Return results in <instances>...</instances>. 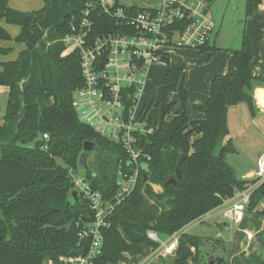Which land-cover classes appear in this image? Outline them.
I'll list each match as a JSON object with an SVG mask.
<instances>
[{
	"label": "trees",
	"instance_id": "1",
	"mask_svg": "<svg viewBox=\"0 0 264 264\" xmlns=\"http://www.w3.org/2000/svg\"><path fill=\"white\" fill-rule=\"evenodd\" d=\"M78 1L82 7L93 0ZM50 2L43 0L39 9L24 12L11 8L7 0H0V21L18 25L20 31L13 39L25 45L18 57L3 62L0 70V85L8 88L2 125L16 122L17 141L0 144V264H43L60 255L82 253L89 238H80L78 233L93 213L79 193L76 198L72 196L74 184L69 171L82 169L92 188L109 200L118 191L119 165L124 172H130L129 156L122 146L81 122L71 105L73 91L83 84V78L78 53H65L63 38L71 25L79 22L81 9L66 14L54 27L49 44L37 55L39 75L30 77L21 93L18 90L21 58L41 40L39 20ZM259 3L260 0H245V16ZM92 15L93 35L104 30L118 31L114 22L97 9ZM8 39L11 36L0 24V40ZM207 49L216 48L204 45L199 51ZM8 51L0 46V54ZM229 52L232 70L213 75L207 98L199 107L203 118L198 120H191L187 114L188 90L184 85L183 67H170L168 55L161 56L166 67L161 120L152 132L137 135L136 144L141 151L140 160L148 163L149 170L144 179V171L139 168L132 191L109 217L110 224L103 229L102 252L94 264H115L123 252L142 253L156 248L158 242L147 237L148 230L159 236L180 231L171 261L161 259L149 264L204 263L199 251L201 238L181 231L182 228L256 181L237 178L225 160L227 152L236 151L228 137L227 110L244 102L252 113L253 86L263 79L252 73L251 40L246 34L239 48ZM173 93L175 100L170 99ZM42 94L52 97L53 103L39 109L37 99ZM20 96L23 114L16 121ZM175 103L179 107L173 118L164 120ZM44 133L47 138H43ZM37 139L41 142L35 149L33 143ZM84 141L107 151L95 165V171L91 170L87 158L86 168L79 164ZM89 152L85 153L86 157ZM181 154L184 159L179 163ZM177 170L180 176L175 184L165 183L169 175L176 178ZM151 184L161 185L162 191L155 192ZM261 201L264 202V180L251 193L247 210L262 214L258 210ZM260 264H264V259Z\"/></svg>",
	"mask_w": 264,
	"mask_h": 264
},
{
	"label": "built area",
	"instance_id": "2",
	"mask_svg": "<svg viewBox=\"0 0 264 264\" xmlns=\"http://www.w3.org/2000/svg\"><path fill=\"white\" fill-rule=\"evenodd\" d=\"M77 24H72L63 42L65 53L76 51L79 56L83 84L73 91L71 105L78 119L109 140L119 143L129 156L130 172L119 165L118 191L112 200L105 199L94 190L82 174L69 171L74 190L89 203L92 219L78 233L89 242L82 253L60 255L47 259L43 264H94L101 254L103 229L116 207L132 191L139 172L141 151L136 146L137 135L150 133L144 107H139L140 96L154 64L165 65L161 58L171 48L199 50L209 45L215 23L209 12L207 0H159L157 6H126L118 0H93L81 8ZM94 9L109 17L118 31L92 34ZM148 126V127H147ZM43 134V138H47ZM256 181L224 198L215 208L191 222H204L219 215L225 222H242L250 195L264 180V153L256 162ZM190 222V223H191ZM182 231V230H181ZM246 238L253 234L246 230ZM180 231L162 239L155 231L148 230L147 237L158 242L150 248L139 264L160 261L175 253ZM194 251V246L190 247Z\"/></svg>",
	"mask_w": 264,
	"mask_h": 264
},
{
	"label": "crops",
	"instance_id": "3",
	"mask_svg": "<svg viewBox=\"0 0 264 264\" xmlns=\"http://www.w3.org/2000/svg\"><path fill=\"white\" fill-rule=\"evenodd\" d=\"M214 1L215 0L209 3V12L215 23V30L210 39V43L208 46H214L216 49L215 50L207 49L206 53L200 56L202 58L204 66H203L202 73L199 76L200 77L199 81L191 80L189 76L188 67H187V70H185V67H183L184 85L188 90L187 114L191 120H198V119L203 118V113L199 110V107L204 104L207 98V90L210 86L209 83H210L211 78L215 74L228 73L232 70L231 56H230L229 50L236 49L237 47H239L241 44V39H242L243 34H246L251 40L252 58L250 62V67H251L252 73L254 75L260 76L263 79V82H255L253 86V90H252L253 111L251 113L252 116L250 118V122L253 125H259L264 130V99H263L264 94L257 95L258 90H261L264 93V0H260V3L256 6L254 11L248 16H245L243 13L244 7H245V0H216L215 5H212ZM123 2H122V5L138 6L134 2L130 4H126L125 2L124 3ZM142 2H143V5L138 6V7L157 6L159 3V0H142ZM7 4L13 9L28 12V11L37 10L40 7H42L43 0H7ZM80 8H81V3L78 0H52L51 1L49 9L47 10V12H45L42 19L39 20V27L42 32L43 41H41L39 44L38 43L36 44L38 45L37 49H35L36 47L35 45V47L31 51L27 52L24 55V57L21 59L20 67L17 72V84H18V90L20 93L22 92L27 80L30 77L39 75L37 55L38 53L45 50L46 46L49 44L50 33L52 32L54 27L57 24L62 22L63 17L66 14L79 11ZM54 9H56V11L52 13ZM50 14L52 15L49 18ZM227 18L228 20H231L233 18L237 22L239 21L243 22L240 38L238 39L236 37L234 38L233 35H231L230 37H227L226 34H224L223 28H224V23L226 22ZM0 24L11 36V39L0 40V46L3 48L9 49L7 53L0 54V70H1V64L3 62L15 60L19 52L25 49V45L24 43L16 42L13 39L20 31V27L18 25L7 23L5 20H1ZM185 50H188V48L169 49L167 51L169 64L172 65L173 58L171 54H175L176 51H183V54H185L187 52ZM191 50H193V53H196L198 51L195 49H191ZM172 67H182V66L172 65ZM194 85H198L197 86L198 88H193ZM7 93H8V88L6 86L0 85V97L2 100H4L5 103L7 101ZM40 100H43L45 104L47 105L39 106ZM52 103H53L52 97L47 96L45 94H42L37 99V104H38L39 109L49 107L50 105H52ZM175 106H176L175 109L172 108L171 111L175 112L179 107V103H176ZM229 109L230 107L227 110L228 128H229V119H228ZM174 112L167 119H165L167 115L164 116V120L170 121L174 116ZM2 117H0V123H1L0 126L2 127L0 136H3L6 130H8L7 141L9 142L8 138L11 139V138H14L15 136L16 122L8 123L7 125L3 126ZM19 118H17L16 121ZM159 122L160 121L158 120L156 124L153 125L151 118H149L146 124L153 127V126L158 125ZM228 137H229V134H228ZM8 142L2 143V144H10ZM262 153H264V151H261L258 153L256 162H257L258 157ZM256 170L257 168H254V167L247 168L244 172L241 173V176L239 179H251L255 177ZM151 187L153 188L155 192L162 191V187L159 184H151ZM155 187H159L160 190L157 191ZM218 216L217 214L212 216L214 217L213 222H211L212 224L216 225V222L220 223L224 221ZM212 217H210L209 219H211ZM192 223L193 222L188 223L186 226H184L182 228V231L186 232L187 227L190 226ZM224 223L225 222H223L222 224L224 225ZM160 237L162 238L163 236H160ZM164 238H166V236H164ZM149 249L150 248L144 250L140 254H136L132 252H123L122 255L123 256L142 255L143 257ZM142 257L139 263L142 261ZM121 261L125 262L120 257L119 262ZM126 262H128V264L131 263L129 261H126Z\"/></svg>",
	"mask_w": 264,
	"mask_h": 264
},
{
	"label": "rangeland",
	"instance_id": "4",
	"mask_svg": "<svg viewBox=\"0 0 264 264\" xmlns=\"http://www.w3.org/2000/svg\"><path fill=\"white\" fill-rule=\"evenodd\" d=\"M118 1L121 4L124 1L126 4H130L134 2L138 6L143 5L142 0H118ZM215 2L216 0L214 1V3H212V5H215ZM48 9L49 7L47 8V10ZM47 10L45 12H47ZM55 11L56 9H54L52 13H54ZM243 13H245V11ZM51 15L52 14H50L49 18L51 17ZM242 24L243 22L241 21L237 22L233 18L231 20H228L227 18L223 28L224 34H226L227 37L233 35L234 38L235 37L237 39L240 38ZM41 41H43V38L38 42V44ZM37 46L38 45H36V47L34 46L35 49H37ZM185 51H187L185 54H183V51H176L175 54H171L173 58L172 65L173 66L179 65L185 67V70H187L188 67L189 76L191 80L199 81L200 78L199 76L201 75L204 66L202 58L200 56L202 54H205L206 50L203 52H200L198 50L197 52L199 54L195 50L194 51L196 53H193V50L191 49ZM154 65L151 66L149 69V76L145 84V87H143L144 90L140 96L141 99L139 102V107L140 108L144 107L145 109L146 120L151 118L153 125H155L158 120L160 121L162 116L161 93L163 86V76L166 69L165 65H158V64H154ZM172 65L169 64L170 67H172ZM197 86L198 85H194L193 88H198ZM260 94H264V93L263 91L258 90L257 95ZM170 99L175 100L176 95L172 94ZM17 102L19 106V114L17 118H19L23 112V102L21 96L19 97ZM46 105L47 104H45L43 100H40L39 106H46ZM175 105L172 107L173 109H175L176 107ZM5 107H6V103L0 97V117H2V115L5 113ZM173 112L174 111H171L170 113L167 114V116L165 115L166 116L165 119L170 117V115ZM251 116H252L251 110L244 102L231 106L228 113V119H229L228 129L230 132L229 137H231L232 139L231 141L236 151L227 152L225 155V160L232 167L233 173L237 178H240L241 173L244 172L247 168H253V167L257 168L256 166L257 155L259 152L264 151V130L259 125H253L250 122ZM1 128L2 127L0 126V132H1ZM7 136H8V130H6L3 136H0V144L8 142ZM8 140H9L8 143L10 144L17 143L15 136L14 138L11 139L8 138ZM106 153H107L106 150H102L99 148L97 149L96 146L93 147V150H91L86 157L91 167V170L93 171L96 170L95 165H97L100 162V160H102L105 157ZM58 162L61 161L58 160ZM76 173L82 175L84 174L82 169H79ZM119 178L120 175H117V180ZM155 189L157 191L160 190L159 187H155ZM263 206H264V202L261 201L260 205L258 206V210L261 211V208ZM213 218L214 217H212L211 219H207L204 222H199V223L193 222L190 226L187 227V231H186L188 233L197 235L201 238L199 251L203 256L204 262H206L208 256L212 255L214 257L215 262L217 261L216 260L217 258H222L223 264H260V262L264 259V215L246 210L245 217L242 220V222L236 224L232 221H227V222L223 221L225 222L224 225L222 224L223 222L220 223L216 222V225L212 224L211 222H213ZM246 230L250 231L253 234L252 239L248 240L246 238V234H245ZM162 239H165L164 236L162 237ZM136 254H140V253H136ZM173 256L174 254L163 257L161 259L165 261H171ZM141 257L142 255L123 256L121 254V258L125 262L126 261L131 262L129 264H139ZM125 262L118 261L115 264H128V262L126 263Z\"/></svg>",
	"mask_w": 264,
	"mask_h": 264
},
{
	"label": "water",
	"instance_id": "5",
	"mask_svg": "<svg viewBox=\"0 0 264 264\" xmlns=\"http://www.w3.org/2000/svg\"><path fill=\"white\" fill-rule=\"evenodd\" d=\"M40 142H41L40 139L35 140L34 143H33V147L35 149H38ZM92 148H93V142H91V141H84L83 142V151H82V153L79 156V164L81 166L85 167V168L87 167L85 153L91 151ZM183 159H184V154H181L178 162L180 163ZM139 166L144 171L143 178L146 179V173L149 170L148 169V163L143 161V162H140ZM179 176H180V174H179V171L177 170L176 171V178H174L173 176L169 175V176L166 177L165 183H173V184H175L176 179H178ZM71 194H72V196L74 198L77 197V191L76 190H73ZM53 210L56 211V209H53ZM261 213L264 214V206H263V209L261 210ZM222 260H223L222 258H218L217 261L215 262L214 261V257L212 255H210V256H208L206 262H204L203 264H221Z\"/></svg>",
	"mask_w": 264,
	"mask_h": 264
}]
</instances>
